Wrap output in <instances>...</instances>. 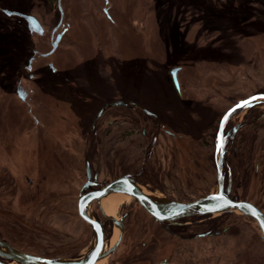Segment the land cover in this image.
<instances>
[{
	"label": "rangeland",
	"instance_id": "374dc122",
	"mask_svg": "<svg viewBox=\"0 0 264 264\" xmlns=\"http://www.w3.org/2000/svg\"><path fill=\"white\" fill-rule=\"evenodd\" d=\"M176 1L179 0H108L105 5L104 0H65V22L69 23V29L51 59L66 74L92 76V83H95L93 76L99 74L106 78L113 76L119 89L128 81V89L141 85L146 88L147 101H157L162 109L170 107L167 112L183 130L187 131L186 123L192 124L189 126L196 166L189 177L186 171L183 177L179 172L177 181L181 192L173 194L179 201H190L216 188L214 143L223 113L239 100L264 94V25H257L261 31L253 27L242 33L246 35L243 38L228 36L225 41L220 40L218 30L209 31L207 24L196 22L186 3L185 7L175 9ZM0 8L32 15L49 11L43 0H2ZM104 8L108 19L102 12ZM0 21L4 22L0 26L11 31L7 37L0 34V156L15 155L16 148L21 155V147L30 139V174L36 181H42L41 194L37 195L40 203L34 208L30 206V221L21 212L17 220L12 213L4 212L6 221H0L3 223L0 230L34 254L44 250L48 256L65 257L75 254L89 241V228L76 213L78 186L83 180L82 137L85 135V130L78 125L87 126L104 98L99 95L98 99L91 98L82 104L69 95L60 101L57 94L56 99L50 98L35 89L32 113L40 120L39 129L43 125L44 130L31 135L30 94L21 102L9 88L10 76L16 73L17 65V69H22L29 55L26 24L1 12ZM47 29L44 28L45 35L36 38V42L47 41ZM175 67L179 68L177 75L184 86L179 101L168 74ZM122 68L124 73L120 72ZM22 84L30 90V82L23 80ZM107 86L99 91L110 93L112 87ZM130 115L129 123L134 128L135 116ZM242 117L252 121L251 126L240 131L244 141L242 151L233 143L225 158L231 167L233 190L264 208V101L256 103L251 111L233 115L227 128L235 126ZM118 137L122 138V134L118 133ZM119 138L118 142L125 141ZM39 139L45 140L46 145L37 151L33 148ZM138 141L139 136L135 134L116 147L127 164L141 156ZM102 144L106 146L99 149L101 178L106 180L110 156L107 141L103 140ZM182 144L179 147L186 149L185 142ZM148 220L136 228L132 221L130 239L124 240L119 249L121 255L132 253L136 264H143L139 262L141 259H146V264H157L164 257L175 264H264V241L256 224L247 217L215 215L209 228L212 234L218 232L216 235L188 241L169 240ZM144 226L157 233L159 239L145 245L138 243L134 249L132 240L143 234ZM15 229L19 233L13 232ZM203 230L199 225L194 232Z\"/></svg>",
	"mask_w": 264,
	"mask_h": 264
},
{
	"label": "flooded vegetation",
	"instance_id": "af4514ba",
	"mask_svg": "<svg viewBox=\"0 0 264 264\" xmlns=\"http://www.w3.org/2000/svg\"><path fill=\"white\" fill-rule=\"evenodd\" d=\"M43 1L49 7V11L42 13L37 12L33 15L29 14L35 17V19L38 21L42 29V33L38 34L29 31L26 26V30L28 32L26 46L29 55L27 56L25 63L21 66L22 69H17V65L16 73L10 76L12 81L9 84V88L11 94H13L21 102H25L28 98V95L30 94V114L33 121L31 126L32 129H30L31 135H36L38 130L43 129V125L39 129V126L41 125L40 120L34 113H32V107L34 105L33 95L35 89L50 98H55V95L57 94V99H59L60 101L65 100L66 95H69V97L71 96L70 99L74 97L78 98L82 104L91 98L98 99L99 95L104 98V100L98 106L97 110L93 113L91 119L87 123V126L84 127L83 125H81V123L78 125L80 129L85 130V135L84 137H82L84 142V150L82 154L83 180L78 186V194L76 199L77 215V201L79 196H82L85 200H88L95 192L103 189L107 184L115 182L118 179L124 177L132 180L137 185L142 187L144 191L151 195L157 196L158 198H164L178 203H188L203 197L201 196L190 201H179L177 198L173 197V194L181 192V188H178L179 186L177 181L179 172H181V175L183 177V173L184 171H186L187 177H189L193 173L194 167L196 166L193 156V144H191L194 139L191 135L192 129L189 126L192 124L186 123L187 131L183 130L184 128L182 129L181 126L175 122L174 118L171 117L167 112L171 110L170 107L162 109L163 106L157 101L156 103H150V101H147L148 98L146 88L141 85L135 89H128L130 83V81H128L125 85L126 87L122 85L121 88L123 89H119L115 85V78L113 76H107L106 78L105 75L100 76L98 74V76H93V78H95V83H92V76H89L88 74H66L65 70H61L60 68H58L51 57L59 49L63 37L69 29V23L65 22V0ZM104 2L105 5H107L108 0H104ZM4 10L17 12L16 10L2 8V13H4ZM102 12L105 18L108 19L109 16L106 8H104ZM10 16L21 18L16 15ZM44 28H48L46 31L47 41L36 42V38L40 39L45 35ZM57 36H60L57 46L53 51H51L52 42L56 39ZM178 71L179 68L176 72V87L174 86L172 77L168 72L170 82L174 91L173 93L177 101L182 100V95L184 93L183 83L177 75ZM23 72H26V74H24ZM120 72L124 73L123 68L120 70ZM123 77L126 78L125 75ZM127 78H130L129 71L127 74ZM23 80L30 82V90H26L24 88V85L22 84ZM89 82H91L92 84L90 85ZM107 84L108 86L112 87V90L108 94H103L101 91H99V88L103 89ZM255 95H260L263 97L246 101L248 98ZM260 100L264 101V94H254L252 96L246 97L231 105L221 116L220 121L228 110L242 102L241 105L243 106L240 105L228 115L222 126L220 135H218L220 126L219 121L214 143L216 188L214 191L205 193V195L216 192L218 190V180L220 178L222 189L229 191L230 199H236L238 201H245L250 203L264 217L263 207H260L259 205H256L255 203L243 198L233 190L231 167L227 164L225 158L228 153V149L230 150V148L233 146V143H236L242 151L244 141L242 139V133L240 131L245 126L252 125V121L248 122L246 120L247 118L242 117L237 121V124L235 126L227 128L229 119L236 113L242 112L244 110H253L256 103H258ZM111 101H122L124 103V106H109L101 110L103 105ZM188 101H191V99L188 98ZM69 103H71V100L69 101ZM162 110L164 111V114H167L164 115ZM130 114L135 116V120L132 123L134 125V128H132V125L129 123L132 118ZM132 129L134 130L133 134L130 133ZM238 132H240L241 134L239 133L236 141H234V136ZM118 133L122 134V138L118 137ZM135 134L139 136L137 146L139 148L141 156L132 164H127L124 159L118 155V150H116V147L118 146V144L130 140L131 136ZM104 137L105 139H103ZM118 138L119 140L125 141L118 142ZM103 140L107 141L108 143V152L110 156L107 171L108 178H106V180L101 178L102 155L99 152V149L102 147V145L106 146V143L102 144ZM32 141L35 142L36 140ZM44 142L45 140H37V144L34 145L35 147L32 146L34 147L33 149H37V151L41 150L42 146L46 145ZM183 142H185L186 149L181 146L179 147V144L183 145ZM24 145V148L21 147L20 149V151L22 152L21 155H19V150L16 148L15 152L17 154L14 153L15 155H6L5 157L4 155L0 156V159L4 160H0V221L4 223L6 221L4 216L5 214H3L4 212L6 213V215H10V213H12V217L14 216L16 220L18 217V213L21 212L22 215H24V218H27V220L30 221V206L34 208L40 200V197L37 199V195L40 193V185L42 184V181H36L35 178L30 174V139L26 140V144ZM6 151L10 150L7 149ZM183 152L185 155L182 154ZM19 161H21V163ZM129 198V202L121 204V206L118 208L115 217L108 216L104 212L101 206V203H103L102 201L104 199H89L90 201L86 205L85 211L89 214L92 220L99 225L102 234V246L100 252V256L102 257L99 259V262L97 264H136V258L132 257L134 256L132 253L128 252L121 255L119 252V249L124 240L130 239V223L132 221L134 223V228H136L138 226H142V223L145 222V220H147L148 218L149 220H151L150 223H155L158 230L163 232V234H165L166 237L171 241H188L200 237L213 236L218 233L215 232L214 234H212V229H210L211 225L209 224L212 221V217L218 214H203L182 217L167 223L158 222L137 202L135 198ZM18 207H20L21 209H19ZM219 214H233L238 217H247L256 224L260 232L257 222L250 216L238 215L232 212H223ZM142 216L145 217L142 218ZM78 217L89 228V245L87 243L84 248L80 249L75 254H69L65 257H51L48 256L44 250H41L38 253L34 254L30 249H25V247L22 245L20 246L13 240V238L8 239L6 236H4L1 230L0 242L7 243L14 249L29 255L39 256L43 258L62 257L77 259L86 254V252L90 249V245L93 239L92 226L85 222L79 215ZM2 224L3 223H1L0 225ZM199 225L203 226L204 230L194 232L195 227H198ZM13 232L19 233V231H17L16 229L13 230ZM114 233H117L118 237L116 242H111ZM133 238H135V236ZM158 239L159 236L157 235V233H154L152 231L150 232V230H148V228L146 229L144 226L143 234L138 238L132 240V243H134L133 248L135 249L138 243H142L143 245H145L146 242L152 243L156 242ZM0 253H2L1 248ZM0 261L4 264H15L14 261L2 258L1 254ZM139 262L146 264L148 261L146 259H141ZM157 264L175 263L171 262L170 258L164 257Z\"/></svg>",
	"mask_w": 264,
	"mask_h": 264
},
{
	"label": "water",
	"instance_id": "95a60500",
	"mask_svg": "<svg viewBox=\"0 0 264 264\" xmlns=\"http://www.w3.org/2000/svg\"><path fill=\"white\" fill-rule=\"evenodd\" d=\"M4 13L8 16L16 15L21 17L25 22L29 31L41 34L42 29L38 21L29 14H23L15 11L4 10ZM60 36L52 42L53 51L58 43ZM178 68H172L169 73L172 77L174 86H177L176 72ZM263 97L255 95L248 98L246 101L251 99ZM242 102L231 108L222 117L219 126L218 135H220L222 126L228 117V115ZM109 106H124L122 101H111L102 106L105 109ZM218 190L207 194L199 199L188 203H178L164 198H158L157 196L151 195L143 190L142 187L137 185L126 177L118 179L115 182L107 184L103 189L95 192L89 199L103 200L111 195H125L128 197L135 198L137 202L158 222H172L176 219L188 216H196L203 214H219L223 212H232L238 215H247L253 218L260 229L262 239L264 240V228L261 227L264 224L263 215L250 203L245 201H238L236 199H230L229 191L223 190L219 178ZM85 200L82 196H79L77 201L78 215L93 228V239L90 245V249L83 256L77 259L69 258H43L39 256L29 255L18 251L8 245L7 243L0 242V248L2 249L1 257L7 260L14 261L15 264H97L100 256L102 246V234L99 225L92 220L89 214L85 211L86 205L90 200ZM249 206H251L249 208ZM255 212V214H253ZM0 264H4L0 261Z\"/></svg>",
	"mask_w": 264,
	"mask_h": 264
},
{
	"label": "trees",
	"instance_id": "16d2710c",
	"mask_svg": "<svg viewBox=\"0 0 264 264\" xmlns=\"http://www.w3.org/2000/svg\"><path fill=\"white\" fill-rule=\"evenodd\" d=\"M185 3L189 11L195 15L196 22L207 24L206 29L209 31L218 30L221 36L220 40L225 41L224 38L228 36L243 38L246 35L244 36L242 33L251 31L253 27L257 29V25H264V0H184L182 2L179 0L175 2V7L172 6L179 9V6L185 7ZM0 12L6 16L1 10ZM195 19L192 20L195 21ZM22 22L25 23L24 20ZM0 24L2 25L4 22L0 21ZM261 30L257 29V31ZM0 31H2L0 32L1 36L6 37L8 33H11L2 26H0ZM229 48L231 47L229 46Z\"/></svg>",
	"mask_w": 264,
	"mask_h": 264
},
{
	"label": "bare ground",
	"instance_id": "6f19581e",
	"mask_svg": "<svg viewBox=\"0 0 264 264\" xmlns=\"http://www.w3.org/2000/svg\"><path fill=\"white\" fill-rule=\"evenodd\" d=\"M160 23L161 22L159 21V25ZM162 42H165V40ZM145 73L148 74V72H145ZM129 201H130V198L125 195H111V196L106 197V199L102 201L103 203H101V206L104 212L108 216L115 217V214L118 208L121 206V204L127 203ZM117 237H118L117 233L116 234L114 233L112 241L116 242Z\"/></svg>",
	"mask_w": 264,
	"mask_h": 264
},
{
	"label": "snow or ice",
	"instance_id": "6c2138e0",
	"mask_svg": "<svg viewBox=\"0 0 264 264\" xmlns=\"http://www.w3.org/2000/svg\"><path fill=\"white\" fill-rule=\"evenodd\" d=\"M245 103H247V102H245ZM241 106H243V105H241ZM250 207H251V206H249V208H250ZM253 214H255V212H253ZM261 227L264 228V224H262Z\"/></svg>",
	"mask_w": 264,
	"mask_h": 264
},
{
	"label": "crops",
	"instance_id": "0c3cea01",
	"mask_svg": "<svg viewBox=\"0 0 264 264\" xmlns=\"http://www.w3.org/2000/svg\"><path fill=\"white\" fill-rule=\"evenodd\" d=\"M0 1H2V0H0ZM0 10H1V8H0Z\"/></svg>",
	"mask_w": 264,
	"mask_h": 264
}]
</instances>
